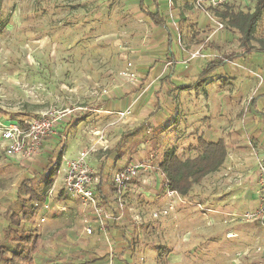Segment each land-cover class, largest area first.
I'll use <instances>...</instances> for the list:
<instances>
[{
  "label": "rangeland",
  "instance_id": "374dc122",
  "mask_svg": "<svg viewBox=\"0 0 264 264\" xmlns=\"http://www.w3.org/2000/svg\"><path fill=\"white\" fill-rule=\"evenodd\" d=\"M229 1L239 9L253 10L251 0ZM140 2L4 1L0 121L28 120L47 112L57 119V137L47 139L40 154L50 167L39 164L38 157L34 164L21 165L0 151V243L10 226V209L22 215L17 192L25 180L34 179L37 189L44 191L42 175L47 176L53 163L65 153L73 159L78 151L96 146L98 134L91 130L105 127L102 134L109 142L89 163L103 169L106 182H111L113 171L133 162L145 161L148 169L113 195L114 201L107 199L112 219L105 234L94 222L95 234L81 237L82 221L74 210L62 214L55 209L44 223L35 216L27 228L39 234L36 252L41 258L61 262L63 257L65 264H74L72 255L94 251L98 259L91 264H264V226L245 216L260 202L257 182L258 166L264 163V117L255 113L264 112V54L235 57L219 67V77L211 75L210 98L202 100L198 111H187L179 101L181 90L168 83L174 61L167 54V32L144 14ZM194 2L161 1L168 28L179 42L174 45L175 67L185 71L192 65L188 51H199L202 59L191 68L201 70L215 58L243 50L238 37L231 42L210 39L216 29L228 27H218L225 22L206 12L209 2L202 4L204 8ZM203 13L214 27H204L206 34L199 40L197 26ZM263 34L264 21L257 38ZM254 45L259 47L256 41ZM197 75L192 72L182 82H195ZM117 98L124 99L120 113L125 115L100 117L97 110ZM197 114L203 116V129L195 125L190 132L196 130L193 134L198 136L204 130L209 140L225 139L228 155L218 171L205 176L184 197L168 189L166 175L158 167L169 149L177 147L182 158L197 154L191 148L197 139L186 137L184 126L192 120L188 116L195 120ZM217 118L218 128L212 123ZM211 128L217 129L216 135ZM53 186L57 196L62 180L55 178ZM102 192L108 193L105 186ZM66 200L68 209L76 207Z\"/></svg>",
  "mask_w": 264,
  "mask_h": 264
},
{
  "label": "trees",
  "instance_id": "16d2710c",
  "mask_svg": "<svg viewBox=\"0 0 264 264\" xmlns=\"http://www.w3.org/2000/svg\"><path fill=\"white\" fill-rule=\"evenodd\" d=\"M4 1L0 0V8L3 7ZM140 1V9H142L144 14L150 17L155 25L167 31L168 53L172 55V43L176 39H174V35L168 28L167 18L163 14L161 6L162 0ZM198 1L195 0L194 2L196 6ZM251 1L253 10L239 9L236 7L235 2L232 1L209 7L198 6V8L205 7L206 12H210L224 21L226 24L224 27H228L227 29L238 35V40L241 42L243 50L241 53L222 56L209 62L193 86L204 88V84L208 82L213 72L235 57H244V55H252L259 52L264 54V34L257 38L260 24L264 21V0ZM149 3H152V5ZM255 41L259 43V47L254 45ZM255 102L256 100L253 101V104ZM14 121L18 122V120ZM19 122L22 121L20 120ZM192 147L197 154L187 158L180 156L177 147L167 150L163 153L158 167L159 171L166 175L168 189L184 197L188 196L193 189L192 187L199 184L205 176L218 171L226 162L228 155V144L223 138L209 140L206 136H200L197 139V143ZM58 166V162L54 163L47 176L42 177L45 179L44 191L38 190L34 179L30 178V180H25L21 190L17 192V206L22 215L19 216L14 209H10L7 213L10 226L6 229L3 241L0 243V259L4 262L3 264H65L63 257L60 259L61 262L41 258L36 252L39 234L35 230L27 228V224L32 223L35 216L41 212L46 200L45 191L53 184V178L56 176ZM111 190L115 191L114 188ZM110 193L103 194V200L106 203H108V198L111 200ZM84 255H77L76 257L72 255L71 260L74 264H79L82 258L84 262L82 264H91L98 259L94 251L87 253L86 255L88 256Z\"/></svg>",
  "mask_w": 264,
  "mask_h": 264
},
{
  "label": "built area",
  "instance_id": "2783aa9c",
  "mask_svg": "<svg viewBox=\"0 0 264 264\" xmlns=\"http://www.w3.org/2000/svg\"><path fill=\"white\" fill-rule=\"evenodd\" d=\"M206 1L209 2V7L229 0H199L197 6L205 4ZM218 27L225 28L223 23H219ZM198 55L199 51H195L191 57L197 58ZM124 114L120 113V115ZM56 131L57 119L53 114L47 112H43L35 118L22 120V122L0 121V151L7 159L16 161L21 165L22 162H32L42 153L44 142L55 136ZM99 137V144L105 147L109 140L103 134H100ZM87 148L80 150L73 159H67L65 155L62 157L61 164L65 162L66 165L62 164L59 167L57 175L62 180L63 187L60 188L57 196L54 193V186L47 191V197L42 206L44 212L39 215L40 223H44L47 214L55 209L60 213L74 210L82 221L80 236L83 238H90L94 234V222L97 223L99 231L105 234L108 229V222L112 219V214L106 208L108 203L103 200L104 177L101 176L99 170L89 163V156L96 151V148L94 145ZM258 167L259 206L256 210L247 212L245 216L248 220L253 219L264 226V163L260 162ZM147 169L148 165L145 161H137L113 171L110 186L107 187V191L111 192V200L115 199L113 195H119L121 190L125 189L129 183L139 177L142 171ZM112 188L115 191H112ZM66 199L76 207H69L68 209L64 203Z\"/></svg>",
  "mask_w": 264,
  "mask_h": 264
},
{
  "label": "crops",
  "instance_id": "0c3cea01",
  "mask_svg": "<svg viewBox=\"0 0 264 264\" xmlns=\"http://www.w3.org/2000/svg\"><path fill=\"white\" fill-rule=\"evenodd\" d=\"M208 15V14H207ZM205 13H203V15H202V18L200 19V21L198 22V29H197V32H200V38H199V40L200 39H202V38H204V37H202L204 34H206V33H203L204 32V30H205V28L204 27H206L207 25H210V26H213L214 27V25H213V23H212V21H210V19H209V16H207ZM217 30V29H216ZM215 30V32H213V33H211V34H209V37H210V39H212L214 42H216V41H219V39L221 38V37H223V38H225L226 39V41L227 42H231V41H233V39L234 38H237L238 37V35L237 34H235L234 32H232L230 29H224V30H221V31H216ZM167 32V31H166ZM172 34H173V32H172ZM174 35V34H173ZM167 36H168V34H167ZM175 36V35H174ZM180 38V37H179ZM174 39H177L176 37H174ZM205 40H207V38L205 39ZM195 42H197V41H195ZM173 54L171 55V54H169V53H167L168 55H169V58H170V61H174V63L170 66V71H171V74L173 73V76H172V78H168V83L170 84V86L171 87H173V88H179L180 90H181V93H180V95L178 96V97H180L179 98V101H180V103H182L183 104V106L184 107H187V111L191 108V112H193V111H195V110H199L198 109V106H199V104H202V100L204 99L205 100V98H210V93H211V87L214 85V83H213V80H214V75L216 76V75H218V77H219V72L218 71H215V72H213V76H210V78H209V80H208V82H206L205 84H204V88H200V87H196V86H193L196 82H197V80H198V78H199V76H200V74L202 73V71L204 70V68L208 65H206V66H204L201 70H198L197 69V67H194V68H191L192 67V65H194V63H197L198 61H200V59H202L201 57H197V58H192L191 57V54L193 53V52H190V51H188L187 52V54L186 55H188L187 57L189 58V62L190 63H192V65H191V67H190V69H188L187 71H185L184 69H180L179 67H175L176 65H175V63H176V59L175 58H173L174 57V52H176L175 50H174V45H176V46H178L179 45V42H177V40H175L173 43ZM179 49L181 48L180 46L178 47ZM168 52H169V45H168ZM195 52V51H194ZM187 58V59H188ZM240 58H242V57H239V59ZM244 58V57H243ZM194 62V63H193ZM227 65V64H226ZM225 66V65H224ZM184 68V67H183ZM219 69V68H218ZM218 69H216V70H218ZM192 72H194V73H196V74H198L197 75V80L195 81V82H187V83H185V80H184V82H182L183 81V77H187V76H191V73ZM217 72V73H216ZM175 76V77H174ZM179 76V77H178ZM212 77V78H211ZM217 77V78H218ZM178 86H180V87H178ZM202 89L204 90V91H202ZM192 90H195L196 92H194V91H192ZM200 90V91H199ZM198 91V92H197ZM201 92V93H200ZM183 93H185V94H183ZM207 98V99H208ZM168 99H169V101L170 102H172V100H171V98L170 97H168ZM206 99V100H207ZM211 100H212V97H211ZM230 100L231 99H229V102H230ZM124 101V99H120V98H117V99H115V101H110V102H107V103H105V105H104V107H102V110L100 111V110H97L98 111V114H99V116L101 117V116H103V113H104V115L106 116V117H108V115H107V113L109 114H113V113H115V112H118V113H120V111H121V109L123 108V106H122V102ZM213 101V100H212ZM256 103V102H255ZM120 105V106H119ZM173 105H175V104H172V106ZM120 107H121V109H120ZM120 109V110H119ZM195 109V110H194ZM230 113V112H229ZM125 115V114H124ZM198 116H197V119H195V120H193V116H188L189 118H192V120H188V122H187V124L184 122V126H185V128H187V130H188V134L186 135V137H189L190 136V134H191V137H196V139H198L200 136H207L208 134H206V133H204V130H200V132H199V134H198V136L196 135V133L195 134H193L194 132H196V130H194V132H190L191 130H193V129H195V125H197L198 126V128H200V129H203V127H202V123L200 122L202 119H203V116H200L199 114H197ZM255 115H257V116H263L264 117V112H260V111H257V113H255ZM195 121H197V122H195ZM1 122H12V121H1ZM14 122V121H13ZM219 122H220V118H217V119H213L212 120V123L213 124H215V126H216V128H218L219 127ZM114 123V122H113ZM197 123V124H196ZM104 128L105 127H101V129L100 128H96V129H92L91 130V132H92V134H94V133H97L98 135H96L98 138H95L94 139V142L97 144L95 147H96V151L98 152L100 149H102L103 148V146H101L100 144H99V142H100V137H99V135L100 134H102V131L104 132ZM210 130H213L212 132H213V135H216V130L217 129H215V128H211ZM103 134H105V132L103 133ZM92 136V135H91ZM105 136V135H104ZM108 135H106V137H107ZM54 138L55 137H57V135H55V136H53ZM109 140V139H108ZM52 141V140H51ZM227 144V143H226ZM105 148V147H104ZM96 151L93 153V154H91L90 155V158L89 159H91L92 157H93V155L96 153ZM78 152H80V151H78ZM78 152H77V154H78ZM76 154V155H77ZM66 156V153L65 154H63L62 155V157L63 156ZM259 157H261V156H259ZM72 157H68L67 159H71ZM38 161H39V164H44V162H43V160H46V158L45 157H43V155H40V156H38V159H37ZM36 160V161H37ZM61 161H62V158H61V160H59L58 161V164H59V166H58V169H57V173H56V176L53 178L54 180H55V178H59L58 177V170H59V167L60 166H62V164H61ZM33 164H34V162H32ZM56 163V162H55ZM44 165H46V166H48V167H50V165L48 164V162L46 163V164H44ZM44 165H42V166H44ZM53 165H54V163H53ZM53 165H52V167H53ZM51 169V168H50ZM102 170L103 169H99V172H100V174L102 175V177H103V172H102ZM214 173V172H213ZM212 174V173H211ZM210 175V174H209ZM44 175H42V177H43ZM111 181V180H110ZM104 182L105 183H103V186H105V188H107L108 186H110V182H106V179L104 178ZM54 185V181H53V184L45 191V194H46V197H47V191L52 187ZM108 190V189H107ZM60 199V198H59ZM64 202H67V200L66 201H64ZM70 207V206H69ZM42 212H44V210H43V208H42V210H41V212L40 213H42ZM39 213V214H40ZM39 214H38V216L37 217H39ZM63 214V213H62ZM94 234H95V232H94ZM111 246V243H110V245H109V247Z\"/></svg>",
  "mask_w": 264,
  "mask_h": 264
}]
</instances>
